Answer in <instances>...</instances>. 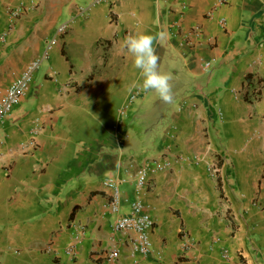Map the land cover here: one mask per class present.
Segmentation results:
<instances>
[{
    "label": "crops",
    "instance_id": "1",
    "mask_svg": "<svg viewBox=\"0 0 264 264\" xmlns=\"http://www.w3.org/2000/svg\"><path fill=\"white\" fill-rule=\"evenodd\" d=\"M218 1L0 0V100L66 23L0 123V264H106L112 246L130 264L103 181H117L126 213L136 168L167 154L187 160L148 176L156 254L138 264H264V0H226L207 17ZM193 26L201 35L188 46L180 35ZM140 32L161 37L172 103L143 91L129 101L141 78L122 41Z\"/></svg>",
    "mask_w": 264,
    "mask_h": 264
},
{
    "label": "built area",
    "instance_id": "2",
    "mask_svg": "<svg viewBox=\"0 0 264 264\" xmlns=\"http://www.w3.org/2000/svg\"><path fill=\"white\" fill-rule=\"evenodd\" d=\"M108 0H93L94 3L106 2ZM226 0H219L214 6L207 11L206 16L212 17V9L215 6L225 2ZM12 17L18 15L17 11H10ZM219 24L224 25L225 21L223 18L219 19ZM66 29V23H62L56 28V35L49 38L43 47L42 52L39 56L29 61L24 69L21 71L19 76L6 88L5 93L0 100V123L3 122L5 117L10 113L15 105H17L21 99L25 96L30 88L33 73L38 69L41 62L48 57V53L52 46L57 41V35L63 33ZM5 32L0 33V40L4 38ZM201 35V28L199 26H193L181 33L182 41L188 46L193 45L192 39L194 37H199ZM214 58H210L201 61L200 67L202 69H207L211 66ZM140 90L135 89L129 97V101L134 100L139 94ZM3 143V139L0 137V144ZM28 144L33 145L32 141H28ZM21 147H23L21 145ZM23 150V149H19ZM195 162L199 159L194 156ZM187 158L180 155L167 154L166 156H161L153 160H146L141 163L135 170L134 173V197L129 202V209L126 213H120L121 198L118 191L117 181L112 177H107L104 179L103 184L111 190V194L108 200V210L110 213L114 214V219L111 224L112 231L114 233H120L121 235L128 238L130 244V264H138V259L136 256L146 257L151 253H155L150 240V231L153 227V219L148 212L145 204L142 200L143 191L146 188L148 176L157 171L168 170L173 162H186ZM5 171H8L7 165H0ZM215 172L218 167L213 166V163L208 167ZM83 235V226L76 225V232L73 234L71 240L67 243L65 247V252L69 255L75 253L76 244ZM182 251H186L191 247V241L188 235L184 233L182 239ZM44 251L46 253H52L54 247L51 242L44 245ZM119 248L112 246L102 252V257L106 264H119Z\"/></svg>",
    "mask_w": 264,
    "mask_h": 264
},
{
    "label": "clouds",
    "instance_id": "3",
    "mask_svg": "<svg viewBox=\"0 0 264 264\" xmlns=\"http://www.w3.org/2000/svg\"><path fill=\"white\" fill-rule=\"evenodd\" d=\"M160 38L159 34L145 32L131 34L122 41V50L130 57L133 68L138 70L141 78L132 82L130 90L154 92L164 103H172V76L160 70V57L155 47Z\"/></svg>",
    "mask_w": 264,
    "mask_h": 264
}]
</instances>
